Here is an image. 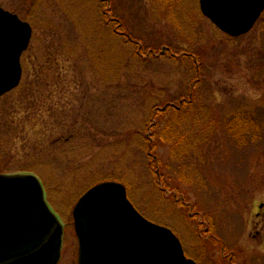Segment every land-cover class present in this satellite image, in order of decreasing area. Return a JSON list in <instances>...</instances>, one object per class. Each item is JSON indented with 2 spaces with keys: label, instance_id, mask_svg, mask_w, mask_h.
<instances>
[{
  "label": "rangeland",
  "instance_id": "rangeland-1",
  "mask_svg": "<svg viewBox=\"0 0 264 264\" xmlns=\"http://www.w3.org/2000/svg\"><path fill=\"white\" fill-rule=\"evenodd\" d=\"M0 7L32 27L20 83L0 97V173L42 183L63 225L58 264H77L72 210L102 181L123 184L198 264H264V12L234 38L198 0ZM239 112L259 125L242 141L222 129Z\"/></svg>",
  "mask_w": 264,
  "mask_h": 264
},
{
  "label": "water",
  "instance_id": "water-1",
  "mask_svg": "<svg viewBox=\"0 0 264 264\" xmlns=\"http://www.w3.org/2000/svg\"><path fill=\"white\" fill-rule=\"evenodd\" d=\"M199 5L202 14L231 37L249 32L264 11V0H199ZM31 35L27 22L0 7V96L19 84L20 57ZM72 216L77 264H197L185 256L170 229L134 208L118 182L89 188ZM62 236L63 226L38 178L0 174V264H57Z\"/></svg>",
  "mask_w": 264,
  "mask_h": 264
},
{
  "label": "trees",
  "instance_id": "trees-1",
  "mask_svg": "<svg viewBox=\"0 0 264 264\" xmlns=\"http://www.w3.org/2000/svg\"><path fill=\"white\" fill-rule=\"evenodd\" d=\"M122 22V21H121ZM123 24L124 22H122V26L123 27ZM132 35H129V38L131 37ZM133 38V37H132ZM134 39V38H133ZM196 64V62H195ZM192 94H190V97H189V100L187 101H184L183 104L185 106H189V107H192L193 104H192ZM182 104V103H181ZM165 110H161V111H158L155 113V117L156 116H163L165 115ZM174 113H178V108L176 107L175 110H173ZM250 112H239L238 114L237 113H234V114H231L227 117H225V119L223 120V124H222V129L229 135H231L232 137L235 136V138H237L239 141H242L246 136V134L248 133V130L251 129V128H254L255 131L259 129V125H258V122L255 120V118L253 117L252 114H249ZM186 114H190V112H187ZM179 116H173V119L172 117L169 119V120H178ZM180 123V122H179ZM167 125H165L163 127V129L160 131V136H159V141L158 142H153L151 141V139L148 138V148L149 149H153L155 147H157V145L159 144H163L165 142V137L164 135L166 136L165 132L167 131ZM174 129V128H173ZM254 131V132H255ZM181 132H182V129H181ZM159 144V145H160ZM174 145V144H173ZM184 146L182 142H179V141H176L175 142V146Z\"/></svg>",
  "mask_w": 264,
  "mask_h": 264
}]
</instances>
